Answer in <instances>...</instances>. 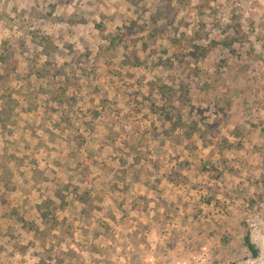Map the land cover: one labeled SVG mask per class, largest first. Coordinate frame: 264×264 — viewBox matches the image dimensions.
Wrapping results in <instances>:
<instances>
[{"label":"rangeland","instance_id":"1","mask_svg":"<svg viewBox=\"0 0 264 264\" xmlns=\"http://www.w3.org/2000/svg\"><path fill=\"white\" fill-rule=\"evenodd\" d=\"M202 251L264 264V0H0V264Z\"/></svg>","mask_w":264,"mask_h":264},{"label":"trees","instance_id":"2","mask_svg":"<svg viewBox=\"0 0 264 264\" xmlns=\"http://www.w3.org/2000/svg\"><path fill=\"white\" fill-rule=\"evenodd\" d=\"M234 41V40H233ZM213 45H216V43H214ZM231 44H226V46H231ZM211 47H213L212 45H209V46H206V47H199V46H195L194 47V50L193 52L191 53L192 57L197 59L198 57H205L207 56L210 52H211ZM169 120H172L170 119V117H168ZM245 246L248 248V250L255 256L257 255V250H256V247L255 245L252 243L251 241V238H250V235L248 234L246 237H245Z\"/></svg>","mask_w":264,"mask_h":264},{"label":"built area","instance_id":"3","mask_svg":"<svg viewBox=\"0 0 264 264\" xmlns=\"http://www.w3.org/2000/svg\"><path fill=\"white\" fill-rule=\"evenodd\" d=\"M210 258L207 252H200L191 256L188 260L179 261L177 264H209Z\"/></svg>","mask_w":264,"mask_h":264}]
</instances>
